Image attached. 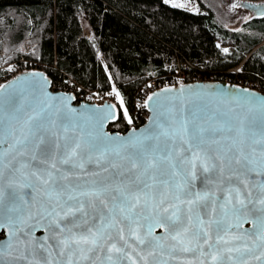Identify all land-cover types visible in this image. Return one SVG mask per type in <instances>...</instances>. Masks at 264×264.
Here are the masks:
<instances>
[{
  "label": "water",
  "instance_id": "1",
  "mask_svg": "<svg viewBox=\"0 0 264 264\" xmlns=\"http://www.w3.org/2000/svg\"><path fill=\"white\" fill-rule=\"evenodd\" d=\"M234 2L252 11L254 17L264 16V0ZM262 102L263 91L225 80L166 85L148 93L145 121L119 132L108 128L118 117L114 102L76 103L73 92L52 89L44 70L17 73L0 85V190L4 193L0 202V249L4 250L0 264H145V259L147 264H264L259 213L250 211L251 205L236 211L225 200L229 188L245 190L241 181L248 183L254 196L257 186L264 183ZM185 124L187 133L183 131ZM184 141L191 143V150ZM37 144L47 145L49 152L38 151ZM181 147L184 151L177 155L175 150ZM73 149L75 155L70 162L61 163ZM193 151L200 153L195 179L190 175V166L180 163L190 159ZM168 153L176 168L161 159ZM152 159L155 166L149 164ZM202 162L216 167L205 173L200 167ZM133 164L137 167L133 168ZM49 172L52 178L45 184ZM21 184L29 187L21 188ZM182 184L186 185L183 189L178 187ZM117 189L139 193L137 212L143 209L144 215L161 198L165 200L162 207L177 204L186 215L188 205L179 204L175 196L188 200L196 192L210 193L206 200L192 206V226L199 231L200 217L205 222L219 221L222 230L218 233L213 223L208 229L213 247L203 240L199 245L193 241L189 245L192 250L187 252L165 236L162 228H155L148 237L150 245H139L129 238L132 247H125L117 229L111 227L105 229L98 246L90 252V245L64 248L59 241L72 233L87 235L89 228H101V216L108 223V208L118 202L112 200L113 195L119 196ZM94 190H103V195H81ZM69 196L73 199L69 200ZM101 199L108 202V208L100 203ZM90 200L95 201L94 209L87 208ZM78 201L85 203L88 216L77 213L61 220L58 226L55 221L60 217L56 213L62 215ZM141 223L143 236L148 221ZM124 227L127 236L126 223ZM60 228L65 231L61 233ZM69 228L72 233L67 231ZM218 234L228 243L217 244ZM153 237L162 239L157 242ZM112 243L124 248V252L109 253ZM227 248L240 251L229 253ZM217 251L222 260L213 261L211 256Z\"/></svg>",
  "mask_w": 264,
  "mask_h": 264
},
{
  "label": "trees",
  "instance_id": "2",
  "mask_svg": "<svg viewBox=\"0 0 264 264\" xmlns=\"http://www.w3.org/2000/svg\"><path fill=\"white\" fill-rule=\"evenodd\" d=\"M201 7L193 12L164 0H0V39L8 59L42 64L55 84L70 78L84 88L119 91L126 111L114 98L118 117L108 128L124 132L145 121L133 105L143 82L178 62L193 65L185 68L188 76L228 78L264 92V16L229 29ZM28 42L32 50L21 52Z\"/></svg>",
  "mask_w": 264,
  "mask_h": 264
},
{
  "label": "snow or ice",
  "instance_id": "3",
  "mask_svg": "<svg viewBox=\"0 0 264 264\" xmlns=\"http://www.w3.org/2000/svg\"><path fill=\"white\" fill-rule=\"evenodd\" d=\"M262 107H264V102H262ZM183 131L187 133V127L186 124L183 127ZM188 145V150H191L192 145L188 141H184ZM79 145H77V148ZM36 148L38 151H41L42 153L49 152V148L47 145L41 147L40 144L36 145ZM177 155H180L183 153L184 148H178L175 150ZM75 155V149L72 150V152L65 157L61 163L68 164L71 160V156ZM35 159V156L33 157ZM162 160L168 161L171 167L176 168L177 165L175 162L171 159V153H168L167 155H164L161 157ZM200 160V153L198 151H193L191 158L187 160H181V164H188L191 168L190 175L193 179L196 178V172L195 169L197 167V161ZM43 162V161H42ZM237 163L240 162L239 159L236 160ZM223 163V161H221ZM150 166H155L156 161L155 159H152L149 161ZM137 167L136 164H133V168ZM200 167L202 170L207 173L211 171L212 169H215L216 165L213 163L211 166H209L206 162H202L200 164ZM51 168L55 169L56 164L52 163ZM33 176H38L37 172L32 173ZM48 180H44L43 183L47 184L49 183V180L52 178V173H48ZM66 178V177H65ZM244 187V191L241 190L239 187L229 188L228 194L225 197L226 205H232L233 209L236 211H244L246 209H249V205H251L250 211L259 213V220H260V228L261 233L259 235V239L264 240V183L257 186V192L256 195H253V190L249 187L248 183L245 181H241ZM21 188L29 187V185L21 184L19 185ZM145 187H149L148 185H145ZM179 188L183 189L186 187V185H179ZM119 192V196L113 195L112 200L114 202L112 208H108V202L106 200L101 199L100 203L105 206V208H108L109 212V218L108 223L105 224L104 217L101 216L99 218V223L102 226L101 228H98L96 230H93L92 228H89L87 235H77L75 233H72V229H67L68 232L72 233L69 237H66L59 241L61 245H63L64 248H70L73 244L80 246V245H90L88 247L87 251H92L95 247L98 246L99 241L104 236V231L107 228L115 227L117 229V235L119 237V241H122L125 247H132V245L129 243V238H134L135 241L138 242L139 245H150L152 241L148 239V237L152 236V233L155 228H162L165 230V236L170 237L171 240L175 241L176 244L182 245V251H190L192 250L189 245L195 241L198 245L201 240H203L204 244H207L209 248H212L213 245L209 243V241L212 239L210 232L208 229L211 228L212 224L215 223L217 225V232L219 233L221 229V225L219 221H214L212 219H209L207 222L203 218L198 217L199 220V231H194L192 226V206L196 204L198 201L206 200L210 193H203L196 192L193 194V199L183 200L180 198L179 195L175 196V199L179 201V204H187V214L182 215L181 209L177 204H169L165 207H162L164 205L165 200L163 198L160 199L159 203H154L149 207L148 215H144V210L141 209L139 212H137L138 206L141 204V195L139 193H128V192H120L119 189H117ZM234 194V196H233ZM81 195H88L90 197H96L99 198L103 195V190H94L91 193H81ZM4 193L2 190H0V202L3 200ZM12 198L15 199V194H12ZM73 199L71 196H69V200ZM147 203V201H146ZM222 206V207H225ZM87 208H95V201L90 200ZM8 211H14V209H8ZM215 211V208H213V212ZM82 214L83 216L87 217L88 212L86 210V205L83 201H78L76 206H68L65 211H63L62 215L61 213L57 212L56 216L60 217V220L55 221L57 225L59 226L61 220H67L68 217H75L76 214ZM95 219V217H94ZM141 220L148 221L147 224V232L142 236L140 233V229L144 227V224L141 223ZM185 220L187 222H185ZM84 223H87V220L84 221ZM127 224V236L125 235V227L124 224ZM207 223V227H205V224ZM255 223V221H254ZM61 233L65 231L64 228H60ZM226 231V230H225ZM237 238V237H234ZM108 239H113L111 236H108ZM153 240L159 242L162 237H153ZM223 242L224 244L228 243V240L225 239L224 236L217 235L216 237V243L220 244ZM157 246H162L157 244ZM10 247V245L8 246ZM135 250V249H133ZM84 249L81 248V254L83 255ZM225 251L231 253L232 251H240V249H232L227 248ZM109 253H122L124 252V248L118 247L116 243H112L108 247ZM153 253H149V255H152ZM4 250L0 249V257H3ZM139 255V253H138ZM86 258V257H85ZM109 260L112 259L111 255H109ZM211 259L213 261L222 260V254L217 251L215 254H212ZM259 259V257H257ZM69 264H71V261H69ZM133 264H136L135 261H133ZM145 264H147V260L145 259Z\"/></svg>",
  "mask_w": 264,
  "mask_h": 264
},
{
  "label": "built area",
  "instance_id": "4",
  "mask_svg": "<svg viewBox=\"0 0 264 264\" xmlns=\"http://www.w3.org/2000/svg\"><path fill=\"white\" fill-rule=\"evenodd\" d=\"M186 67H193V65L187 60H185V62H178L175 68L169 70L165 75L161 77H153L143 82L138 94L134 97L133 105L135 110L139 111L146 118L147 109L145 107V100L147 98V94L161 86L176 85L190 81L214 80L213 77L202 76L200 73L188 76L187 70L185 69ZM42 68V64L28 59H20L10 62V64H7V66L0 68V84L20 71ZM236 69L237 68L235 67L232 69V71ZM221 80L234 82L233 80L231 81L228 78ZM51 87L53 90L73 92L75 95L76 103L85 101L102 104L111 101L113 97L111 91L84 88L80 85H77L70 78L65 79L62 84H55L52 82Z\"/></svg>",
  "mask_w": 264,
  "mask_h": 264
},
{
  "label": "rangeland",
  "instance_id": "5",
  "mask_svg": "<svg viewBox=\"0 0 264 264\" xmlns=\"http://www.w3.org/2000/svg\"><path fill=\"white\" fill-rule=\"evenodd\" d=\"M165 2L169 3L170 5L178 6L187 10H191L193 12H203L201 7V3L205 4L209 7L215 14V16L221 21V23L229 28V29H238L242 22L247 20L253 15V12L241 7L239 4H235V0H164ZM202 1V2H200ZM2 42V49L0 52V68L7 66L10 62H13V59H8V52L5 49L3 44V40L0 39ZM19 50L23 53H28L32 50V46L28 42V44L23 43ZM222 52H228V47H222ZM15 61V60H14ZM98 89V88H94ZM113 97L112 100H115L120 104V106L126 111L125 103L122 95L116 89L112 91Z\"/></svg>",
  "mask_w": 264,
  "mask_h": 264
}]
</instances>
